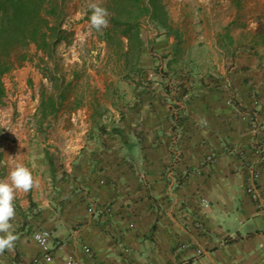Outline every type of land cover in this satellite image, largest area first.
<instances>
[{"label": "crops", "instance_id": "obj_1", "mask_svg": "<svg viewBox=\"0 0 264 264\" xmlns=\"http://www.w3.org/2000/svg\"><path fill=\"white\" fill-rule=\"evenodd\" d=\"M96 1L63 6L75 41L58 49L99 60L64 69L72 109L46 119L66 128L33 126L52 84L34 44L3 79L27 93L16 122L0 101V264H264V214L246 192L255 170L264 197V0H161L179 35L157 38L167 59L199 50L217 69H142V35L138 68L110 69L116 50L85 30Z\"/></svg>", "mask_w": 264, "mask_h": 264}, {"label": "rangeland", "instance_id": "obj_2", "mask_svg": "<svg viewBox=\"0 0 264 264\" xmlns=\"http://www.w3.org/2000/svg\"><path fill=\"white\" fill-rule=\"evenodd\" d=\"M96 2L97 5L94 6V8H92L91 10H88L87 15L91 16V18H89V21H93V26L97 25V27H89L85 30L89 33H92V35L96 34L97 36L100 35V37H102L103 35L107 36L110 44L116 50V53H114L115 57H112L110 69H134V62L136 61L138 68V51L140 45L138 38L141 35L144 37V57L141 67L142 69H208L209 67V69H217L219 59L211 55L206 56L205 52H199V50H196L194 58H183L182 56H178V58L176 59H167V54L163 49L164 47L161 48L160 45L158 46L156 40L160 35H173L175 36V39H178L179 35L176 30L168 25V16L166 15V12L161 4V0H154V2H152V0L151 2L149 0H97ZM64 3L65 0L63 1L62 6H64ZM154 8L156 10L155 16L153 15ZM100 16L105 20L109 19V25L102 26L101 23H97V19L94 18H98ZM63 22L64 21H62L61 28L63 31H65ZM101 22L103 24L102 19ZM122 38H127L128 41L125 43ZM63 41L67 44L70 43V45H72L75 41L73 32H68L66 40ZM165 44L166 42H164V45ZM183 44V42H176V50L179 51L178 54H182V50L184 49L182 48ZM60 46L61 45L59 43L52 57L48 56L47 64H44L43 62L40 63V65L38 64L39 66L42 65L40 68L43 69L44 75L47 76L49 82L52 83L51 85L43 87V104H37L36 111V114L38 113L42 116L37 118L33 122V126L41 129L42 131H53L61 127L66 128L65 125H62L65 122H53L46 119V117H49L48 119H50V116L53 114H59L61 112L66 113L71 111L72 109L70 104L65 103L72 97V91L70 88L71 80L70 78H67L69 71H65L64 69H73L72 65L75 66V69H84L85 66L92 69V63L96 64V62H99L96 57L97 55H92L93 57L91 58V60L95 59L94 61H97L91 62L89 67L85 65L84 59L81 58L82 56H86L87 59V55L83 54H81V56H79L80 58H78L77 60L75 58L74 62L72 60L73 57L71 56V54L67 57L65 55V50H67L68 48L62 47L61 49H58V47ZM124 46L127 48V51L125 52ZM161 49H163L162 52ZM28 50V47H25L15 51L13 55V58L15 60L14 69L23 65L24 61L29 56ZM171 61L175 62L172 63ZM60 71H63L62 84L60 83L58 77L56 78V76L60 74ZM5 78L6 76H4L3 79ZM61 88H63L62 91ZM4 91L5 94L2 99H5L4 103L11 105L9 117L14 122H16L23 113V107H20L18 105V102L26 97L25 95L27 93V90L25 89V86L19 85L17 82H12L11 80H9L4 83ZM60 94L61 97L59 96ZM51 99L54 102L56 101L57 103L55 111L52 110L51 106L49 105V100ZM172 115L173 118L176 117V112L174 111ZM28 121L26 120V118H24V121L22 122L19 121V128H26V126L28 125ZM6 128V126H3L0 123V130H5ZM1 140L3 141L8 139H0V146L2 144Z\"/></svg>", "mask_w": 264, "mask_h": 264}, {"label": "trees", "instance_id": "obj_3", "mask_svg": "<svg viewBox=\"0 0 264 264\" xmlns=\"http://www.w3.org/2000/svg\"><path fill=\"white\" fill-rule=\"evenodd\" d=\"M63 1L0 0V101L5 94L3 78L15 67V51L34 44L38 51L52 57L59 43L66 40L68 34L61 28ZM49 101L55 111L56 101Z\"/></svg>", "mask_w": 264, "mask_h": 264}, {"label": "built area", "instance_id": "obj_4", "mask_svg": "<svg viewBox=\"0 0 264 264\" xmlns=\"http://www.w3.org/2000/svg\"><path fill=\"white\" fill-rule=\"evenodd\" d=\"M255 115H252V122L255 123ZM258 153L261 156V160L264 161V146L258 147ZM208 160H212V157H209ZM258 179V172H252V179L247 186L246 192L251 198V200L257 205L260 212L264 214V197L261 194L260 189L256 185V180ZM33 239L35 242L43 248L45 251L44 258L45 260L50 261L52 259L51 255L49 254L48 244L50 239V233L47 231L36 232L33 234ZM87 253H90V250L86 247L84 249ZM66 264H79L76 261H67ZM99 264V263H95Z\"/></svg>", "mask_w": 264, "mask_h": 264}]
</instances>
